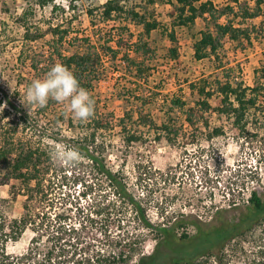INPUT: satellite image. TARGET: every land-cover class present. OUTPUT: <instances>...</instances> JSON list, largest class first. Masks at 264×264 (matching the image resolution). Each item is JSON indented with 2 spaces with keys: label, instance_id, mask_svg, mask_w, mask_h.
Here are the masks:
<instances>
[{
  "label": "trees",
  "instance_id": "1",
  "mask_svg": "<svg viewBox=\"0 0 264 264\" xmlns=\"http://www.w3.org/2000/svg\"><path fill=\"white\" fill-rule=\"evenodd\" d=\"M31 1L23 0L27 7L17 18L25 30L19 60L30 63L34 80L45 78L57 63L68 67L80 87L91 94L95 111L91 118L80 121L72 117L66 104L50 100L36 113L42 116L49 109L58 108L59 113L53 122L55 126H63L69 132L79 130L81 135L67 137L54 132L51 133L50 142L45 143L41 138L34 142L18 136L20 126L27 130L29 125H34L29 123L32 118L24 105L11 100L8 95L0 97V106L3 102L8 103V109L0 117V123L4 122L0 125V166L7 170V174L0 178L3 184L11 180L22 182L21 188L13 187V200L22 194L26 211L24 219L8 221L2 205L9 203V200L0 199V264H163L159 257L162 246L188 242L191 236L186 229L189 226L197 229L193 239L197 246L177 264H207L213 254L224 251L229 242L236 240L241 243L242 240L255 238L260 232L264 234V192L257 188L250 191L247 199H236L230 194L232 197L229 198L228 208L218 209L216 216L218 218L231 210H239V215L219 227L204 228L198 219L191 218L175 219L168 227L160 221L154 223L147 206L129 184V177L123 170H116L109 161L113 145L110 137H103V133L111 132L114 117L112 113L102 112L106 106L101 107L102 101L97 93L109 68L116 71L120 62L124 67L125 80L135 84L133 88L126 84L119 85L115 92L126 107L118 126L127 147L141 142L144 129L148 134H154V142L163 138L168 141L178 138L185 131V126L190 127L194 143L200 141L196 135L198 132L209 142L225 136L224 126L212 127L206 118L211 111L231 122L230 127L237 129L243 137L258 139L259 131L251 133L250 127L254 122L252 116L257 117L254 113L263 116L259 128L264 127V104L260 99L264 91V65L262 63L254 71V85H246L242 77L243 69L239 65L233 67L228 62L225 43L228 40L232 43L243 40L253 44L252 32H258L259 28L249 27L247 22L261 17L264 0H223L222 6L212 0H176V3L169 0L171 7L175 8L169 24L162 23L155 11L150 10L154 0H140L139 4L138 0H108L101 7L86 9V13L95 26L97 22H120V25L97 35L96 40L90 36L70 37V28L63 26L49 27L46 31L33 26L29 21L33 15ZM36 1L43 8L56 2ZM250 1L254 3L253 6ZM72 2L74 4L71 3L69 8L76 11L78 0ZM52 12L65 14L66 11L54 5ZM199 19L204 22L205 29L196 34L194 26ZM133 28L138 33H134ZM185 29L192 40L195 59L208 61L212 73L201 77L199 83L190 84L192 94L196 92L198 95L192 104L184 90L165 96L161 104L159 93H156L158 87L149 96L146 94L151 90V79L155 77V62L160 58L169 62L180 61V32ZM155 32L170 42L162 54L158 42L152 37ZM46 35H51V39L44 41L43 51L37 52L34 44L43 41ZM31 82L27 81L26 88ZM215 97L221 102L216 108L212 105ZM154 104L164 116L162 124H158L146 111ZM135 116L137 119L134 121ZM9 117L11 123H5L4 120ZM258 124L257 118L253 128H257ZM55 144L79 151V163L73 166L58 165L57 169V164L49 156ZM77 167L79 172L74 169ZM56 178H60V184ZM252 181L258 182L260 179L254 175ZM67 186L75 188V192L80 188L76 197L72 198L70 190L64 195L59 194V199L54 197L56 189L64 192ZM61 200L75 204L74 217L60 211L65 204H60ZM28 225L33 226L37 233L27 252L10 256L5 250L6 244L19 241ZM117 230L120 232L115 233ZM137 230L139 235H135ZM146 230L156 233V239H159L154 253L149 256L142 253L140 246ZM178 230H183L181 236L177 235ZM42 242L44 245L41 247ZM261 255H264L263 251ZM136 257L139 258L135 262ZM263 259L259 264H264Z\"/></svg>",
  "mask_w": 264,
  "mask_h": 264
},
{
  "label": "rangeland",
  "instance_id": "2",
  "mask_svg": "<svg viewBox=\"0 0 264 264\" xmlns=\"http://www.w3.org/2000/svg\"><path fill=\"white\" fill-rule=\"evenodd\" d=\"M107 1L78 0L76 2V11H72L69 8L71 3L74 4L72 0H56L54 4L46 5L44 8L40 7L36 0H32L33 15L29 21L33 26L39 27L43 31H46L49 27L63 26L70 28V37L90 36L96 40L97 35L111 31L120 25V22H110L108 24L97 22L95 26L87 15L86 9L101 7ZM154 1L150 10L155 11L157 19L162 23H171V14L174 13L175 8L171 7L169 0ZM171 1L176 3V0ZM205 1L207 0H203V2ZM212 1L218 6L224 4L223 0ZM139 3L140 0H138ZM250 3L252 6L254 5L253 2L250 1ZM54 5L63 7L66 11L65 14L61 12L53 13L52 8ZM26 7L27 5L23 0H0V97L8 95L11 100L21 105L23 104L21 99H23L26 91L27 81H34L29 66L30 63L25 64L19 60L25 30L17 22V18L22 15ZM247 25L249 27L252 26V28H259L258 32H252L253 44L243 40L234 43L228 40L225 43V51L228 62L233 67L239 65L243 69L242 77L245 84L252 86L255 81L254 71L262 63L264 65V6L261 17L247 22ZM204 29L205 24L199 19L194 26V32L200 34ZM133 32L138 33L134 28ZM152 37L158 42L160 54L170 46V42L158 32H155ZM180 37L182 43L180 61L169 62L163 60L164 58H160L157 63L155 62L156 71L155 77L150 82L151 90L146 91L147 96H149L151 92L157 91L156 87H158L156 93H159L158 100L161 104L165 96L173 95L180 90H184L187 93V98L192 104V101L198 95L196 92H194L195 95L192 94L190 84L199 83L201 77L209 76L212 73V68L208 61H197L195 59L192 40L187 29L180 32ZM49 39H51V35H46L43 41L34 44L37 52L42 50L44 41ZM25 47L23 46V48ZM123 69L124 67L120 62L116 66V71L113 68H109L107 77L98 86L97 93L102 101L101 107L106 106V109H102V112L112 113L114 117L111 122V132H105L107 134L103 133L104 135H101L107 138L110 137L113 147L109 152V161L116 170H123L129 177V184L135 195L139 199L141 198L147 206L148 214L152 221L154 223L163 222L168 227L175 219L191 218L198 219L204 228H209L211 226L219 227L225 221L234 220L239 215V210L224 212L218 218L216 216L218 209L222 207L228 208L229 198L232 197L230 194L235 196L236 199H247L252 189L257 188L264 192V127L263 129L259 128L260 123L263 122V116L253 112L257 117L252 116L254 122H252L250 131L251 133L259 131L258 139L243 137L237 129L230 127L231 122L225 118H220L215 111H211L206 118L209 119L212 127L224 126L225 136L209 142L204 139L205 136L203 137L201 132H198L196 135L200 141L199 143H194L190 136L192 132L190 127L185 126V131L181 132L178 138L176 137L172 141L163 138L161 141L154 142V134L150 135L144 129L142 130L143 139L141 142L127 147L123 143L118 126V120L124 116L126 107L124 102L117 98L115 92L117 88H120L118 87L119 85L126 84L127 87L133 88L135 84L133 81L128 82L125 80ZM260 99L264 104V91L261 92ZM220 103L218 97L212 100V105L215 108L219 107ZM24 107L29 112L30 118H32L29 123L34 125H29L27 130H23L24 126H20L19 137L29 138L28 140L34 142L41 138L46 143L51 141V133L54 132L57 134L61 133V135L67 137H78V135H81L79 130L77 132H69L63 126H55L53 122L55 116L59 113L58 108H51L46 111V114L44 113L41 116L36 113L39 107L33 108L31 112L27 108L26 102ZM6 109H8V103L3 102L0 106V117H3ZM146 111L154 117L158 124L164 122V116L160 108L156 107L155 104L148 107ZM257 118L259 124L254 129ZM136 119L137 117L135 116L134 121ZM1 120L4 119L2 118ZM4 121L5 123H11L12 120L9 117ZM1 124H4V122ZM57 166L58 164L56 168ZM74 169L79 172L78 167ZM6 174L7 170L0 166V176ZM70 174H68L69 177L71 176ZM254 175L258 176L260 181H252ZM59 180L60 178H56V182L60 184ZM2 181L0 178V199L9 200V203L2 205L7 220L24 219L26 214L25 197L20 194L16 200H13V189L21 188L22 182L11 180L8 184H3ZM71 187L67 186L64 192L59 190V188L56 189L54 197L59 199V194L64 195L69 190L72 198L76 197L80 188H77L75 192V188ZM64 203L61 200L60 204ZM71 203H65L63 207L61 206L60 211L74 217L75 204L72 205ZM162 215L164 216L162 217ZM186 230L191 236L190 240L188 242L180 241L171 247L169 245L168 247L167 245L162 246L159 253L160 262H163V264H177L179 259H182L183 256L187 257L189 252L194 251L197 242L193 239L197 235V229L189 226ZM119 232L120 230H117L115 233ZM182 232L183 230H178L177 233L179 234L177 235L181 236ZM36 233V229L28 225L19 241H10L6 244L5 250L7 254L16 257L26 253ZM135 233L137 235L139 230ZM260 233L255 238L242 240L241 243L236 242V240L229 242L225 246L224 251L213 254L212 260L208 261L207 264H259V261L264 258V255H261V252H264V234ZM157 237L154 232L148 230L144 232V237H142L140 242L142 253L147 256L154 253L159 242V239H156ZM44 239L47 245L46 238ZM43 245L44 242H42L41 247ZM138 258L136 257L135 262L138 261Z\"/></svg>",
  "mask_w": 264,
  "mask_h": 264
},
{
  "label": "clouds",
  "instance_id": "3",
  "mask_svg": "<svg viewBox=\"0 0 264 264\" xmlns=\"http://www.w3.org/2000/svg\"><path fill=\"white\" fill-rule=\"evenodd\" d=\"M66 104L74 119L86 121L95 111V101L88 90L80 87L79 81L68 67L57 63L46 73L45 78L32 81L26 88L21 102L30 110L44 108L49 101ZM50 159L59 166H73L81 160L76 149L55 144L49 151Z\"/></svg>",
  "mask_w": 264,
  "mask_h": 264
}]
</instances>
